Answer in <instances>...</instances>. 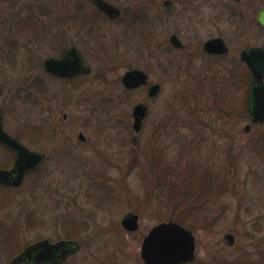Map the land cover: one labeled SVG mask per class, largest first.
<instances>
[{"label":"rangeland","instance_id":"1","mask_svg":"<svg viewBox=\"0 0 264 264\" xmlns=\"http://www.w3.org/2000/svg\"><path fill=\"white\" fill-rule=\"evenodd\" d=\"M107 1L121 8L118 20L99 16L90 0H0L4 129L12 135L23 132L25 144L47 156L39 172L27 175L19 188H0V264L44 238L78 242L63 264H143V236L181 214L182 198L175 192L172 198L165 185L180 191L189 172H204L215 186L183 224L195 236V264L213 258L232 264L245 257L259 264L264 251V124L243 131L249 123L242 111L248 81L237 59L247 36L217 21V12L204 0L198 11L187 6L189 0H172L171 14L164 12V0ZM81 16L102 25L107 51L75 38ZM57 32L64 38L59 42L75 43L92 67L77 90L43 73V60L59 54L53 42ZM172 33L190 49L167 51ZM213 35L224 38L229 55L219 60L198 56L191 47ZM101 64L105 81L97 78ZM129 67L146 70L152 82L162 85L155 99L145 101L141 90L123 92L118 80ZM35 83L47 89L38 100ZM139 101L149 113L134 143L130 111ZM45 122L57 136L36 140ZM78 132L86 136L84 144L76 140ZM158 156L160 164L171 167L167 183L158 180L162 175L152 167ZM7 161L0 151V168ZM128 212L139 215L140 227L133 233L120 226ZM226 234L235 237L232 245Z\"/></svg>","mask_w":264,"mask_h":264},{"label":"water","instance_id":"2","mask_svg":"<svg viewBox=\"0 0 264 264\" xmlns=\"http://www.w3.org/2000/svg\"><path fill=\"white\" fill-rule=\"evenodd\" d=\"M95 7L104 13L109 19H116L120 10L118 7L105 0H91ZM165 11L171 10V2H164ZM259 22L264 26V11L258 14ZM170 43L175 48L181 44L175 35L169 37ZM207 53L224 54L227 52L225 44L220 38H212L203 45ZM255 59H264L259 51H246L241 54V60L248 64L253 74V82L248 93V111L251 122H264V73L255 66ZM44 68L49 73L61 77H67L78 73H89L90 69L81 63L76 50L71 48L64 52L61 58H47L44 61ZM147 74L138 68L126 71L122 76L123 86L136 88L145 85ZM161 90L159 84H152L147 91V97L152 98ZM147 115V106L143 103H136L132 107V127L138 134L141 130L142 121ZM250 124L243 127L244 132H249ZM79 136H82L81 134ZM136 137L133 138V142ZM0 142L9 149L15 151L13 166L9 170L0 169V184L17 187L21 184L26 173L36 169L43 160V154L26 148L16 139L7 134L2 128V117L0 114ZM121 228L133 233L139 229V215L128 212L120 220ZM228 243L233 241L231 234H226ZM76 240H59L51 243L49 240H40L24 248V250L13 257L7 264H62L63 260L78 249ZM195 236L192 231L175 221H162L150 228L144 235L140 245V258L143 264H187L195 259Z\"/></svg>","mask_w":264,"mask_h":264},{"label":"flooded vegetation","instance_id":"3","mask_svg":"<svg viewBox=\"0 0 264 264\" xmlns=\"http://www.w3.org/2000/svg\"><path fill=\"white\" fill-rule=\"evenodd\" d=\"M105 1H107V0H105ZM165 1H170L171 2V10L168 13L165 11V7H164V2ZM189 1H190V3H187V6L195 9L196 11L200 10V8L203 7V0H189ZM204 1L207 2L208 5L214 11L217 12V16H216L217 21L223 20L224 22H226L228 24V26L232 29V31L237 36L246 35L248 40H249V42H247V44H245V46L240 49V52L238 54V59H237V63L241 64V66L243 67V73L241 75H245V76L249 77L248 88H247V105H246V112H247L249 123H247V124H250L251 128H252V126H257V125L264 124V122L263 123H256V124L251 122V117H250V114H249V111H248V93H249V90H250L252 82H253V74H252V71H251L250 67L248 66V64L241 60V54H242V52L244 50L249 51V52L255 50V51H259L261 54L264 55V26L258 20L259 12L264 11V0H227L226 2H222L220 0H204ZM90 2L92 3L91 0H90ZM107 2L110 3L109 1H107ZM110 4H112V3H110ZM112 5H114V4H112ZM114 6H116V5H114ZM173 6H174V3H173L172 0H164L163 1V9H164V12L166 14H171L172 13ZM94 7H95V5H94ZM116 7H118V6H116ZM118 8L120 10V14L114 20H118L123 15L121 8L120 7H118ZM95 11L97 12V14H99V16H103L104 18L109 19L104 13L99 11L96 7H95ZM81 17H83L81 19V23L82 24H75L76 27H77V29L75 30V33H74L75 36H76L75 38L79 42L84 43V44L86 42L90 41V40L93 41V42H96V46L98 47V50H106L107 51V49H108L107 48V43H106V45L103 43L104 42L103 40H105V38H104V35L102 34V25L101 24H97L96 21L94 23L89 22L88 21L89 18L86 17V16H81ZM109 20H111V19H109ZM123 25L124 24H122V26ZM129 35H131V34H129ZM171 35H175L177 37L178 41L181 44L180 48H175L170 43L169 37ZM212 38H220V39H222L224 44H225V47L227 49V52L224 53V54L207 53V52H205L204 48H203V45H204V43L206 41H208L209 39H212ZM61 39H62V41H64V38L59 37V33L57 32L54 35V37H53V42H55V44L58 45L57 51L59 52V54L57 56H50V57H47V58H51V57L61 58L65 51H67V50H69L71 48H74L76 50V53H77L78 57L81 60V63L84 66L88 67L90 69V72L89 73H78V74L67 76V77L57 76V75L49 73L48 71L45 70L43 64H44V61L47 58H45L43 60L42 70H43V73L45 75H47L49 78L54 79L55 81H61V82L67 83L71 89L77 90L78 88H80L82 86V84L86 81V79L89 78L92 75L93 70H92V67L88 64L89 61H87L85 59L83 53L80 51V48L75 43H71V44H67L66 42L61 43V42H59ZM168 43H169V46H167L168 47L167 51H171L172 48L174 50H178V51L189 50L190 49V47L185 42H182V40L175 33H172V34H170L168 36ZM129 45H132V44H129ZM130 47H131V49H134L133 46H130ZM191 48L193 49V51H195V53H197L198 56H205V57L213 58V59L217 58L218 60L221 59V58H224L225 56L229 55V53H230L229 46L226 44L224 38L219 36V35L209 36L204 41H201L198 46L191 47ZM151 55H152V52H151ZM157 61L160 62V59H158ZM165 62H166L165 65H167V69L169 68V70H170V68H171L170 59L165 60ZM103 63H104V66H106L107 63H105V62H103ZM102 64L99 66V71L97 72V78L100 79V80H104L105 81V78H104L105 71H103L104 66H102ZM165 65H164V68H165ZM255 66L258 67L262 73H264V59L263 60L255 59ZM134 68L141 69L147 74L146 83H145V85H141V86H138L136 88H132V89L131 88H126L125 86H123L122 76H123V74L126 71H128L130 69H134ZM169 70H167V71H169ZM118 81L121 84V87H122V90H123L124 93H134V92H137L139 90L145 91V101L146 100L149 101V100L155 99L160 94V92L162 90V85L160 83H158V82H152L150 80V76H149L148 72L146 70L142 69V68H139V67H129V68L125 69L123 71V73L121 74V76H120ZM262 82H264V77L262 78ZM156 83L161 86L160 92L158 93V95H156V96H154L152 98L147 97V91H148L149 86L152 85V84H156ZM32 84H33V82H31L30 85L32 86ZM35 86H36V93H37V100H38V98L40 99V97L45 94L47 89H46L44 84L40 85L39 83L38 84L35 83ZM29 89L30 88H27L26 91L23 93L22 98L24 100H27L26 92ZM22 90L23 89H21V92H22ZM65 93L67 94L68 92H65ZM66 94H64V97H65L64 99H65V102H68L70 98ZM119 99H120V101H122L121 96H119ZM83 102H88V99L87 100L85 99ZM137 103H143V104H145L147 106V115H146V117H147L148 113H149L148 105L145 102H141V101H139ZM131 111H132V108H131ZM131 111H130V115H131ZM0 114H1V117H2V128L5 131L3 115H2L1 112H0ZM65 117H66V115H64V118ZM146 117L142 121L141 130L143 128V123H144ZM131 120H133L132 116H131ZM132 123H133V121H131V127H132ZM47 124H49V123L45 122V123H43L41 125L42 127L39 128L40 132L35 134L37 136L36 140L40 139L42 141L43 137H45L48 140H52L53 138H55L57 136V134L55 132L51 133V128H49ZM251 128H250V130H251ZM132 130H133V127H132ZM141 130H140V132H141ZM46 131H49V132H46ZM5 132L7 134H9L11 137H13L14 139H16L18 142H20L22 145H24L29 150L41 153L44 156L41 164L36 169L31 170V171H29L28 173H26L24 175L23 180H22V182H21V184L19 186L13 187V186H10V185L0 184V188L1 189H4V190H15V189L19 188L22 185V183H23V181H24V179H25V177L27 175H29L31 173H34V172H39V169L44 164L47 156H46V154L44 153V151L42 149H38V150L32 149L27 144H25V142L23 141V136H24L23 132L21 134H18V135H12V134L8 133L7 131H5ZM80 134L82 136H79ZM136 135L137 134L135 133L133 138L136 137ZM133 138H132V140H133ZM76 140L79 143L84 144L86 142V136L82 132H78L77 136H76ZM136 140H137V137H136ZM260 145H261L260 147L262 148V150H264V144H260ZM0 151L8 156V161L0 169H4V170L11 169L12 166H13V162H14V158H15V154H16L15 151L9 149L2 142H0ZM224 238H225V236H224ZM45 239L49 240V242H51V243L57 242V241H51L48 238H44V239H40V240H45ZM40 240H35V241L27 244L25 247H27V246H29V245H31L33 243H36V242H38ZM60 240H74V239H60ZM234 240H235V237L233 236V241L231 243H229V244L232 245L234 243ZM25 247L22 248L20 253L24 250ZM261 253L262 254H260L261 256L259 257L258 261H260L261 264H264V251L263 252L261 251ZM69 256L70 255H68L63 260L62 264L64 263V261ZM248 259H249V262H250L251 258L248 257ZM194 263H195V259L191 263H187V264H194Z\"/></svg>","mask_w":264,"mask_h":264},{"label":"trees","instance_id":"4","mask_svg":"<svg viewBox=\"0 0 264 264\" xmlns=\"http://www.w3.org/2000/svg\"><path fill=\"white\" fill-rule=\"evenodd\" d=\"M245 77H246V80L249 82V77L248 76H245ZM245 104L247 105V99H246ZM242 111H243V116L245 117L246 120H248L247 112H246V109H244V107ZM36 131L38 133L39 129ZM160 157L161 156H158L157 160L155 161L156 165H152V167L162 175V179L161 177H159L160 176L159 175L158 180L163 181L164 183H167L165 178H166V174H168L167 171L171 167L163 165L162 163L160 164V161H161ZM195 178H197L198 180L195 181ZM182 184L183 186L180 191L177 190L173 186H167V185H165V189L167 190L164 189V191H166L172 198H176V195L182 198L181 204L178 205V207H181L180 216L171 215L170 219L168 220L175 221L183 225V224H187V218H188L187 215L191 214V211H194L197 208H200L202 205H204V202L201 201L200 198L202 197L205 199L206 192L207 193L211 192L213 189H215V186L212 185L210 179H206V174L204 172L185 173V179L182 180ZM174 192L176 193V195ZM184 202H188V203L184 204ZM215 259L216 258H213V262L209 264H223V261H218ZM232 264H252V263L249 262L248 258L245 257V260L244 259L238 260L237 258V260L234 261ZM259 264H261L260 261H259Z\"/></svg>","mask_w":264,"mask_h":264}]
</instances>
